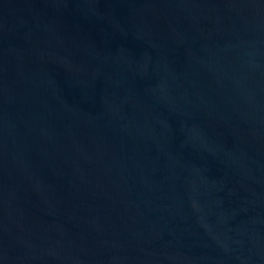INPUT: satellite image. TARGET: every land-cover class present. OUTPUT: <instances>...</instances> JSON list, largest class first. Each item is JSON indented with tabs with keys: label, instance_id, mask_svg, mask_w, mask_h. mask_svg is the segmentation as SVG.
<instances>
[{
	"label": "water",
	"instance_id": "obj_1",
	"mask_svg": "<svg viewBox=\"0 0 264 264\" xmlns=\"http://www.w3.org/2000/svg\"><path fill=\"white\" fill-rule=\"evenodd\" d=\"M0 264H264V0H0Z\"/></svg>",
	"mask_w": 264,
	"mask_h": 264
}]
</instances>
